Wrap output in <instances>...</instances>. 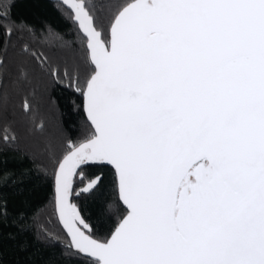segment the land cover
Here are the masks:
<instances>
[{
  "label": "snow or ice",
  "instance_id": "6c2138e0",
  "mask_svg": "<svg viewBox=\"0 0 264 264\" xmlns=\"http://www.w3.org/2000/svg\"><path fill=\"white\" fill-rule=\"evenodd\" d=\"M60 6L85 41L77 91L92 126L55 161L62 255L75 264H264V0ZM13 31L2 27L4 42ZM105 166L106 220L116 222L98 236L105 224L70 197L91 195L102 176L79 191L74 177Z\"/></svg>",
  "mask_w": 264,
  "mask_h": 264
},
{
  "label": "trees",
  "instance_id": "16d2710c",
  "mask_svg": "<svg viewBox=\"0 0 264 264\" xmlns=\"http://www.w3.org/2000/svg\"><path fill=\"white\" fill-rule=\"evenodd\" d=\"M5 10L0 33L9 25L14 31L6 42L0 36V264H75L62 255L69 240L55 213L54 169L69 143L84 141L92 131L77 91L84 83L76 71L84 40L76 29L72 40L65 21L44 0H0ZM94 176H102L100 186L70 200L98 229L105 224L99 236L116 222L115 216L106 220L111 169L85 168L83 179L74 177V189Z\"/></svg>",
  "mask_w": 264,
  "mask_h": 264
},
{
  "label": "flooded vegetation",
  "instance_id": "af4514ba",
  "mask_svg": "<svg viewBox=\"0 0 264 264\" xmlns=\"http://www.w3.org/2000/svg\"><path fill=\"white\" fill-rule=\"evenodd\" d=\"M44 1L54 10L55 15H57L62 21L63 20L65 21V23L67 25V28L70 31L69 36L71 37L72 40L75 39L76 38V36H75V29L78 32H79V30L76 28L75 24L70 19L71 10L70 9H67L66 10L64 7H61L60 6V0H44ZM93 2H97V1L96 0H93ZM114 2H115V0H114ZM118 2L123 3L124 0H118ZM105 23H107V20H105ZM79 34H80V32H79ZM82 38H83V36H82ZM83 40H84V38H83ZM81 42H83V41H81ZM84 43H85V41H84ZM82 112H83V114L85 116V119H86L87 123L89 124V126H90V128L92 130V126H91L90 122L88 121L87 115H86V112H85V108H84V98L82 100ZM107 167L110 168L109 166H107ZM111 171H112V169H111ZM112 174H113V171H112Z\"/></svg>",
  "mask_w": 264,
  "mask_h": 264
},
{
  "label": "water",
  "instance_id": "95a60500",
  "mask_svg": "<svg viewBox=\"0 0 264 264\" xmlns=\"http://www.w3.org/2000/svg\"><path fill=\"white\" fill-rule=\"evenodd\" d=\"M71 10V9H70ZM80 32V31H79ZM81 34V33H80ZM82 35V34H81ZM54 199H55V191H54ZM58 219V218H57ZM58 222H59V224H60V221L58 220ZM60 226H61V224H60ZM61 228H62V226H61ZM62 230L64 231V229L62 228ZM64 233H65V231H64ZM66 234V233H65ZM67 236V235H66Z\"/></svg>",
  "mask_w": 264,
  "mask_h": 264
}]
</instances>
